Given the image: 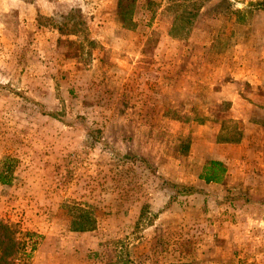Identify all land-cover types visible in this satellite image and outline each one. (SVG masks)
Wrapping results in <instances>:
<instances>
[{
	"label": "rangeland",
	"instance_id": "rangeland-1",
	"mask_svg": "<svg viewBox=\"0 0 264 264\" xmlns=\"http://www.w3.org/2000/svg\"><path fill=\"white\" fill-rule=\"evenodd\" d=\"M43 1L59 17L32 31L0 0V159L18 161L0 223L34 244L28 264H264V91L247 74H264V0H135L120 29L111 1ZM131 40L142 64L113 65ZM237 43L258 59L228 64ZM233 83L254 109L232 111ZM215 144L234 149L206 184Z\"/></svg>",
	"mask_w": 264,
	"mask_h": 264
},
{
	"label": "crops",
	"instance_id": "crops-1",
	"mask_svg": "<svg viewBox=\"0 0 264 264\" xmlns=\"http://www.w3.org/2000/svg\"><path fill=\"white\" fill-rule=\"evenodd\" d=\"M19 1L20 0H17V2H16V0H13V3L15 2L16 5H13L14 8L12 6V9H11L12 11L11 12L14 13L15 18L18 19L19 23H21L22 26H24V25L32 26V28H33L32 31L34 29H37L36 28V16H37V14L44 15L45 17H48V18H51L54 15L53 14V12H54L53 9H55V8H53V4L54 3L50 2V1L44 2L42 0L40 2V0H34V1L28 2L26 4L24 2H22V3H24L22 11H21V8H19V4H18ZM109 1H111V3H112L111 8H108V10H107V14H108V18H109L108 21H110L109 24L111 22H113V23H115V26L113 25V27H118L120 29V28H122L123 21L119 18V16H117L116 0H108V2ZM57 17H59V16L58 15H54L52 18L55 19ZM19 23H17V24L19 25ZM95 27H97V24L95 25ZM168 29H169L168 27L166 28V26H162V29H161L162 32L161 33H162V38H163L164 42L169 40V36H168V31L169 30ZM137 30H140V29H137ZM40 32H41V30H40ZM33 38L37 39V34H34ZM165 44H164V46H165ZM239 45H241V44L237 43V45L233 47L236 50L234 51V54L228 58V61H229L228 64L237 66V65H242L246 60H248L250 58L253 59V60L258 59V57L256 58L255 56H251L252 53L251 54H249V53L246 54L243 51L245 53V55H243L242 52L240 51V50H243L242 49L243 48V46H242L243 44L241 45L242 47L239 46ZM128 46H130L128 48L129 57L128 56L123 57V62L121 64H119V62H117V60H114L113 61V65H116L118 67H122V66L132 65L131 62L133 63V65L142 64V62L138 60L137 56L133 57L134 55H137V54H139L141 52V49L143 47L142 43H137L136 44V43H133L132 40H131V42H129ZM164 49L167 50V48H164V47L160 48L161 51H163ZM260 59H263V61H264V56H261ZM246 62H248V61H246ZM247 74L252 75L254 81L258 82L256 84L257 86L258 85L261 86V88L258 89L257 91H264V74L263 73H255L253 71L250 72V73H247ZM244 75H245L244 73L243 74H241V73L233 74V76L235 77L234 79H236V80L240 79ZM176 76H178V75H173V78H175ZM184 76L187 79H190L186 75H184ZM169 79H172V78H169ZM192 81H194V80H192ZM168 82L166 83V86H169ZM166 88H168V87H166ZM172 88H173V85L171 86L170 90H168L167 97H169V95H171L173 93L172 92ZM207 95H210V94L207 93ZM211 95H213V94H211ZM220 95H222L223 97H229L231 99V101H233L231 109L235 113H239V112L243 111V110L239 109V107L241 109L243 108V107L240 106L241 104H244V107L246 109H248V108L249 109H254V106L247 107V105L249 103H247V101L242 99V96H241L242 94L239 93L238 87H236V83H233V85H226V86H224V85L222 86L221 85ZM237 104H239V105H237ZM257 104H258V107H255V108L264 112V106L261 103H259V102H257ZM239 117H241V115H239ZM235 119H237V118H235ZM240 121H241V123H243V126L247 130L246 134H248L250 136L251 133H252V135H253L254 130L258 126L257 122L252 121L250 119L244 120V118L240 119ZM248 130H251V132H248ZM249 136L245 135L246 138L249 137ZM214 147H215L214 148L215 149L214 152L216 154H218L217 152L221 151V150L228 151L230 149H232V150L234 149L233 145H229V144H226V148H224V145H217V144H215ZM218 147H220V148H218ZM235 148H237V147L235 146ZM218 155H216V157H215V158H217L216 160H219L218 162H220L221 160L225 159V158L220 157V155L219 156ZM215 158H211V159H215Z\"/></svg>",
	"mask_w": 264,
	"mask_h": 264
},
{
	"label": "trees",
	"instance_id": "trees-1",
	"mask_svg": "<svg viewBox=\"0 0 264 264\" xmlns=\"http://www.w3.org/2000/svg\"><path fill=\"white\" fill-rule=\"evenodd\" d=\"M135 0H118L117 14L128 19L129 14L132 13ZM18 161L11 157L5 156L0 159V185L9 186L14 178V172L17 168ZM226 169L221 162L210 161L204 168L202 174L199 176L206 184H219L223 181ZM82 217V216H81ZM93 226H76L73 225L71 230L73 232H87L92 230ZM0 232L6 239V243L0 241V264H9V261L20 262L21 264H28L32 258V253L35 251L34 244H27L16 238V233L11 226L5 223H0ZM27 237H32L27 233ZM4 246V247H3Z\"/></svg>",
	"mask_w": 264,
	"mask_h": 264
}]
</instances>
